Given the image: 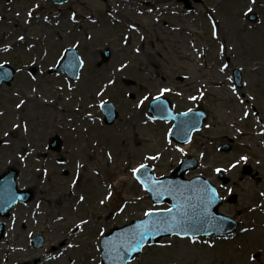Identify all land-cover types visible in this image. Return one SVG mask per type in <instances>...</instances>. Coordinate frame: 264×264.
Segmentation results:
<instances>
[{
  "label": "rangeland",
  "instance_id": "1",
  "mask_svg": "<svg viewBox=\"0 0 264 264\" xmlns=\"http://www.w3.org/2000/svg\"><path fill=\"white\" fill-rule=\"evenodd\" d=\"M192 5L0 0V64L17 70L12 84L0 88V173L17 167L19 188L33 192L31 202L0 217L5 225L0 264H101V231L144 217L149 209L170 208L168 202L155 205L131 169L144 163L164 177L190 156L200 165L186 177L213 182L224 199L219 213L236 219L238 229L195 238L196 243L194 237H166L145 246L129 264H264V0H192ZM251 14L257 19L250 20ZM68 47H77L84 61L76 81L48 72ZM108 47L111 57L102 62ZM122 64L127 67L121 71ZM235 68L243 72L242 89L234 90L228 79ZM162 87L172 88L166 96L176 112L204 105L209 114L187 145L172 142V122L149 119L148 102L137 107L144 95L151 99ZM20 99L27 103L17 108ZM101 100L117 106L113 125L104 122ZM55 135L63 139L60 154L47 148ZM221 143L234 149L222 153ZM153 155L159 158L146 159ZM241 156L248 160L232 168ZM247 165L250 174L243 172ZM217 168L229 182L219 178ZM81 219L89 223L81 225ZM38 235L44 236L41 248L31 244Z\"/></svg>",
  "mask_w": 264,
  "mask_h": 264
},
{
  "label": "snow or ice",
  "instance_id": "2",
  "mask_svg": "<svg viewBox=\"0 0 264 264\" xmlns=\"http://www.w3.org/2000/svg\"><path fill=\"white\" fill-rule=\"evenodd\" d=\"M255 3V0H252ZM38 8L39 5H36ZM249 12L253 11L251 8L248 10ZM29 16H32V12L28 13ZM43 19L47 20L48 17L45 16ZM71 19L76 21L77 17L75 13H72ZM213 28L216 27V22L212 21ZM135 27V25H133ZM214 35L219 38L218 33L214 32ZM19 40H24V36H19ZM223 50L224 45L220 46ZM65 51H70L65 49ZM136 52H139L140 49H135ZM46 55V53H45ZM83 60L79 59L78 57L72 56L65 65V70L71 72L75 75L76 71L80 66L83 65ZM127 67V65H121V71ZM229 67L228 64L223 65V69H227ZM222 69V70H223ZM10 73L4 68L3 65H0V81H4L9 78ZM35 79V77H33ZM229 80L232 77L228 78ZM110 84H114L115 80H110ZM235 90V89H234ZM35 91V89H33ZM200 96L202 97L204 94V89L201 88ZM171 87H162L159 89V94L152 96L151 99L148 95H144L143 98L138 102L137 107H143L145 102H148L152 106V110L154 112H159L163 114L166 111V107L164 105L163 97L167 93H171ZM19 95V94H17ZM97 95H103V93L98 92ZM198 97L196 95H190L189 99L196 100ZM27 103L26 100L20 99L19 103H17L16 107L21 108L25 106ZM107 105V101L101 100L100 106L103 108ZM189 112H192L190 109ZM3 115V113H0ZM248 113L245 112L244 116H247ZM183 119L180 120L179 124L176 125V130L178 133L179 139H184L187 142L188 134L190 133L191 129L195 128L198 123L199 114L193 112L192 116L189 117V113L185 112L181 114ZM149 119H154V117H149ZM175 119V117H174ZM15 127H20V125H15ZM26 130V127H25ZM7 135V133H5ZM180 152H183L184 149L180 148ZM109 158L110 154H109ZM159 157L156 155L146 157V159L156 160ZM248 160L247 156H241L236 163L232 164V168H236L237 165L244 161ZM83 167V165H80ZM148 167L147 164L141 163L139 167H133L131 169L132 173L135 174V179L139 181L141 185L145 187L146 191H156L158 188L163 187L159 180L150 178L151 185H149L146 181L141 179L139 173L141 170L146 169ZM224 169L217 168L216 172H222ZM168 193L171 194L174 191H177L176 186H169L167 189ZM229 193L232 192V189L227 190ZM112 194H108V198H111ZM15 199L14 195L11 197ZM219 193L217 192L216 188L212 185L208 184L205 186L203 190H201L196 198V203H188L187 205L178 203L176 206V211L173 212V209H165L163 212H166L167 215L162 214L160 210H152L149 209L144 212V216L147 217L146 220L142 221L141 223L137 224L133 228H126L121 233H119L114 239H109L105 236L103 231L100 232L101 237H104L100 241L101 246L104 249L103 255L105 259H111L113 264H127L125 260V255L130 252L139 251L144 243L145 238L153 235H157L161 232H177V234L187 236L189 232H198L204 229L205 225H210L211 227L215 228L217 231H220L223 227L222 221L220 223H213L215 220L214 217H211L208 214V209L212 203H214L217 199H219ZM81 201L85 199L84 196L79 198ZM101 204L104 203V200L100 201ZM121 212L124 211L123 208L120 209ZM153 217H156L153 219ZM89 221L81 219V225L87 224ZM80 228V225H77V229ZM192 243H196V239H192ZM73 247H79V245H73Z\"/></svg>",
  "mask_w": 264,
  "mask_h": 264
},
{
  "label": "water",
  "instance_id": "3",
  "mask_svg": "<svg viewBox=\"0 0 264 264\" xmlns=\"http://www.w3.org/2000/svg\"><path fill=\"white\" fill-rule=\"evenodd\" d=\"M58 3H63L66 0H54ZM187 6H189V2L187 0H183ZM108 54V52H106ZM72 56L76 57V53L74 50L68 51L66 54L67 59L58 67V69L65 70V65L69 59H71ZM107 56V55H106ZM4 68L10 73L9 78L0 81V86L3 82H6L7 84L11 83V80L14 78V71L10 69L9 67L4 65ZM81 66L76 71L75 75H73L71 72L66 71L68 75L72 79H76L79 75ZM237 80L239 81L241 74L239 71H236ZM164 101V105L166 107V111L161 114L159 112H154L152 110V106L150 108V111L152 115L159 119H165V120H174L175 124L172 129L171 136L172 138L179 142V143H185L184 139L178 138V133L176 130V125L179 124L180 120L184 117L181 116V114H175L173 111L172 103L167 98H162ZM103 112L106 117V122L108 124H113L116 118L118 117V114L116 112V108L113 104L107 103L105 107L102 108ZM195 112L199 114L198 123L195 128L191 129L190 133L188 134L187 141L190 139L192 133L195 130H198L201 128L202 124L204 123L206 119V112L203 108V106L199 107L198 110L189 112V117L192 116V113ZM175 117V119H174ZM62 142L61 139L57 136L50 142V148L53 150H59L61 148ZM231 149L230 145H223L221 147V150L223 151H229ZM197 167V161L195 159H186L182 162L180 167H178L173 172V177H166L162 178L159 181L163 185V187L158 188L156 191H150L151 192V198L154 202L160 203L162 201H167L172 205L173 212L176 211V206L178 203L187 205L188 203H196V198L201 190L205 188L206 185L210 184L209 181L206 178L202 177H196L192 180H187L184 178L185 173L190 169H195ZM18 175V171L14 169H10L7 173L3 174L0 177V215H8L9 210L12 208V206L17 203L19 200L23 202H27L32 199L33 195L29 191H20L17 188L16 183V177ZM141 176V179L146 181L149 185H151L150 178H154V176L150 173V167H147L146 169L141 170L139 173ZM211 185V184H210ZM169 186H176L177 191L172 192L171 194L168 193L167 189ZM188 190H186V189ZM199 189V190H198ZM183 191V194L180 191ZM14 195L15 199H12L11 197ZM222 203V200L219 198L214 203L211 204V206L208 209V214L211 217H214L215 220L213 223H219V222H225V225H223L222 229L220 231H217L215 228L211 227L210 225H205L204 229L198 232H189L188 235H210L212 233H218L223 234L230 232L234 230L237 226V223L230 218L224 217L223 215L218 214L217 210L219 205ZM162 214L167 215L166 212L161 211ZM156 217H153L155 219ZM145 219H137L134 220L132 223L122 227V228H114L106 237L109 239H114L119 233H121L126 228H133L137 224L141 223ZM0 233H2V227H0ZM177 234V232H161L157 235L149 236L145 238L144 245L150 241L151 243H157L162 237L169 236ZM39 239V238H37ZM41 240V238H40ZM35 242V239H34ZM40 245V242L37 244ZM143 245V246H144ZM142 249V248H141ZM141 249L136 252H130L125 255V260L127 263L138 253L141 252ZM104 252V249H103ZM103 264H113V261L111 259H105L104 255L102 256Z\"/></svg>",
  "mask_w": 264,
  "mask_h": 264
},
{
  "label": "bare ground",
  "instance_id": "4",
  "mask_svg": "<svg viewBox=\"0 0 264 264\" xmlns=\"http://www.w3.org/2000/svg\"><path fill=\"white\" fill-rule=\"evenodd\" d=\"M16 250V249H15Z\"/></svg>",
  "mask_w": 264,
  "mask_h": 264
}]
</instances>
